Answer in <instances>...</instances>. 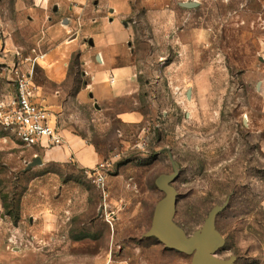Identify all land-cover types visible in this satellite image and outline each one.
<instances>
[{
  "label": "rangeland",
  "instance_id": "rangeland-1",
  "mask_svg": "<svg viewBox=\"0 0 264 264\" xmlns=\"http://www.w3.org/2000/svg\"><path fill=\"white\" fill-rule=\"evenodd\" d=\"M111 19L128 33L123 44H108ZM54 23L72 30L67 73L52 84L42 64ZM35 55V99L53 92L38 103L95 145L104 168L46 164L0 127V264H191L145 237L165 197L156 181L173 162L175 223L192 236L229 201L218 257L264 264V0H0V99ZM98 57L134 68L131 95L103 114L76 97L91 80L83 60ZM133 111L138 124L118 117ZM36 157L43 164L27 170Z\"/></svg>",
  "mask_w": 264,
  "mask_h": 264
},
{
  "label": "crops",
  "instance_id": "crops-1",
  "mask_svg": "<svg viewBox=\"0 0 264 264\" xmlns=\"http://www.w3.org/2000/svg\"><path fill=\"white\" fill-rule=\"evenodd\" d=\"M54 11L57 12L58 8L56 7ZM112 11L115 12L114 9H111V12ZM68 21V19H65L63 23ZM68 30H72V27L65 28L59 23H54L48 26L49 36L47 37L55 40L56 44L49 59H47V61L45 60L42 65L45 67L48 74L51 75V78L49 79V82L51 83L54 80H61L67 73L68 65L62 61L68 58L67 54L69 48L66 46ZM108 31L109 46L123 44L128 38V33L126 30L120 29L116 20L111 19L109 21ZM73 39L75 40L72 44H75V41H77L76 34L73 36ZM91 45L94 47L92 42ZM84 57L85 56H83V58ZM98 60L101 65H92L86 58L83 60L82 68L85 71L83 74L91 77V80L90 82L85 83V88H79L76 97L77 100H82L87 94L96 113L103 114L110 110L109 104L111 102L117 99H124L131 95L133 88L131 80L134 68L132 66L115 67L110 61L108 62L101 57H98ZM45 91L46 90L43 88V92L38 93L39 98L36 97L35 99L37 103H40L39 99L43 94L48 95L53 93H47ZM118 115L121 121L129 125L138 124L143 119V115L136 111L121 112ZM62 132L66 139L65 146L43 151L44 163L64 165L73 162L84 169L90 170L95 169L101 164V156L95 145L70 130L65 129L62 130Z\"/></svg>",
  "mask_w": 264,
  "mask_h": 264
},
{
  "label": "water",
  "instance_id": "water-1",
  "mask_svg": "<svg viewBox=\"0 0 264 264\" xmlns=\"http://www.w3.org/2000/svg\"><path fill=\"white\" fill-rule=\"evenodd\" d=\"M185 9L198 6L196 2L180 4ZM113 12V11H112ZM40 157L34 158L27 170L42 165ZM174 174L161 175L156 185L165 194V197L157 204L150 230L145 234L147 238H155L167 249L182 253L191 257V264H234L236 257L221 259L218 252L225 244V240L216 227L217 217L227 208L229 201L224 205L215 206L208 214L203 227L192 236H188L174 221L177 207V190L173 183L177 180L179 172L173 162Z\"/></svg>",
  "mask_w": 264,
  "mask_h": 264
},
{
  "label": "built area",
  "instance_id": "built-area-1",
  "mask_svg": "<svg viewBox=\"0 0 264 264\" xmlns=\"http://www.w3.org/2000/svg\"><path fill=\"white\" fill-rule=\"evenodd\" d=\"M43 58V55H35L29 59L30 68L24 75H17L14 91L0 99V127L23 147L45 151L64 147L66 139L57 118L35 101L34 72ZM97 171L95 183L105 187V178L99 169Z\"/></svg>",
  "mask_w": 264,
  "mask_h": 264
}]
</instances>
